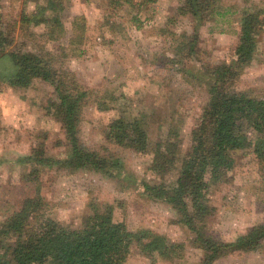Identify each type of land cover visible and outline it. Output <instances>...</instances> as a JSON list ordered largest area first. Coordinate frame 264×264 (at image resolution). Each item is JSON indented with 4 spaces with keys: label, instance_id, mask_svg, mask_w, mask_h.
<instances>
[{
    "label": "rangeland",
    "instance_id": "1",
    "mask_svg": "<svg viewBox=\"0 0 264 264\" xmlns=\"http://www.w3.org/2000/svg\"><path fill=\"white\" fill-rule=\"evenodd\" d=\"M53 1L60 6L54 13L64 33L57 41L39 39L35 45L50 52L56 67L71 71L87 90L89 102L82 113L80 140L89 149L120 159L131 187L93 171H51L40 180L47 213L63 227L74 230L93 208L103 211L112 206L115 221L124 223L128 230L147 229L185 247L182 258L172 262L149 259L133 247L125 264H201L202 253L190 245L191 235L176 223L175 212L165 203L146 197L139 185L141 180L156 181L147 170L151 151L136 154L107 142L103 131L111 114L97 110L95 102L97 96L111 93L127 98L132 113L146 122L150 148L164 138L172 124L177 125L184 152L190 145L194 120L208 98L203 83L209 85L210 80L201 66L230 58L237 41L234 23L229 19V24L210 22L201 27L196 59H185L186 65L177 67L167 58L174 56L178 36L190 33L192 28L186 18L177 16L181 0ZM250 2L264 4V0ZM243 4L242 0H221L223 9L232 11ZM37 6L46 7L47 0H0V24L32 16ZM46 10V16H54ZM79 17L84 18L86 28L83 42L70 45L72 23ZM44 31L42 25L29 29L35 35ZM237 88L256 97L264 94V30L254 60L239 77ZM53 99L51 86L40 80L27 89L0 84V219L35 195L33 185L22 183L26 170L19 167L18 158L39 143L49 155L64 153L63 133L50 105ZM209 200L213 214L207 220V229L216 239L228 241L264 223V167L252 155H236L228 179L210 190ZM213 264H264V241L254 252L231 254Z\"/></svg>",
    "mask_w": 264,
    "mask_h": 264
},
{
    "label": "trees",
    "instance_id": "2",
    "mask_svg": "<svg viewBox=\"0 0 264 264\" xmlns=\"http://www.w3.org/2000/svg\"><path fill=\"white\" fill-rule=\"evenodd\" d=\"M242 1L243 6L232 11L223 9L221 0H181L176 10L177 16L186 18L192 28L190 33L178 36L174 56L167 58L169 64L184 67L185 59H196L199 29L210 22L229 24L231 19L237 38L227 61L201 66L210 80L209 85L203 83L208 98L194 120L190 145L184 152L177 125L172 124L164 138L150 148L146 122L132 113L127 98L111 93L97 96L95 102L97 110L111 114L103 131L107 142L136 154L151 151L147 170L156 181L141 180L139 185L146 197L165 203L175 212L176 223L191 235L190 245L201 251V264L254 252L264 241V223L228 241L214 238L207 229V220L213 214L210 190L228 179L235 156L252 155L264 167V94L256 97L237 88L239 77L256 55L258 38L264 30V4ZM59 7L47 0V6L38 7L34 15L0 24V84L27 89L40 80L50 85L54 96L51 109L64 137L62 155L47 154L44 144L39 143L18 158L19 167L26 170L22 183L33 185L35 195L22 200L17 210L0 219V264H125L133 247L149 259L179 260L184 244L147 229L128 230L124 223L115 221L112 206L103 211L93 208L80 228L74 230L63 227L45 209L40 180L51 171H93L131 187L120 159L89 149L80 140L82 113L89 102L87 90L71 71L56 67L50 52L35 45L39 39L57 41L64 33L54 13ZM45 9L54 16H46ZM31 25H42L45 31L35 35L29 32ZM72 29L69 44H82L84 18H75Z\"/></svg>",
    "mask_w": 264,
    "mask_h": 264
}]
</instances>
